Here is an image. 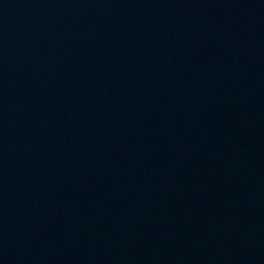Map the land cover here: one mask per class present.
I'll list each match as a JSON object with an SVG mask.
<instances>
[{
  "label": "water",
  "instance_id": "95a60500",
  "mask_svg": "<svg viewBox=\"0 0 264 264\" xmlns=\"http://www.w3.org/2000/svg\"><path fill=\"white\" fill-rule=\"evenodd\" d=\"M0 264H264V0H0Z\"/></svg>",
  "mask_w": 264,
  "mask_h": 264
}]
</instances>
